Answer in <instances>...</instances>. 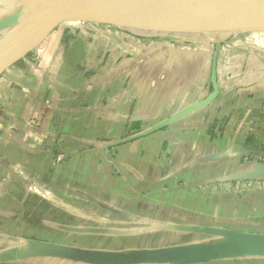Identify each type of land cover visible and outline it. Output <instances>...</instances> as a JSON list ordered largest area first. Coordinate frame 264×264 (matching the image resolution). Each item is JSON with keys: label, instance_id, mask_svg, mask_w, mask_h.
<instances>
[{"label": "crops", "instance_id": "obj_1", "mask_svg": "<svg viewBox=\"0 0 264 264\" xmlns=\"http://www.w3.org/2000/svg\"><path fill=\"white\" fill-rule=\"evenodd\" d=\"M20 9L0 0V20ZM55 33L0 76V158L21 157L10 161L14 170L68 187L73 198L96 209L97 214L73 207L70 226L55 230L63 226L76 241L99 237L103 246L70 248L133 255V264H193L221 249L229 234L264 236V178L245 177L264 166L245 144L248 124L255 116L264 120V24L240 35L188 36L181 47L131 39L127 47L112 37L121 41L118 48L108 35L101 44L94 36ZM243 46L246 58L238 53ZM57 125L58 135L51 132ZM33 141L39 145L34 144L35 163L25 164ZM149 143L161 144L159 156ZM114 145L113 158L99 160ZM46 165L50 169L41 177ZM115 185L121 190L113 196ZM243 185L256 192L237 194L233 187ZM4 198L5 223L31 219L5 204H24L23 197ZM258 204L261 209L253 210ZM6 234L0 231V241ZM16 240L0 252L14 250ZM146 254L161 255L149 260ZM194 264H264V246Z\"/></svg>", "mask_w": 264, "mask_h": 264}, {"label": "water", "instance_id": "obj_2", "mask_svg": "<svg viewBox=\"0 0 264 264\" xmlns=\"http://www.w3.org/2000/svg\"><path fill=\"white\" fill-rule=\"evenodd\" d=\"M21 6L13 18L0 20V32L13 26L15 16L20 19L32 12L43 11L49 18L40 28L21 44L10 43L0 53V75L17 61L33 51L59 23L104 24L116 29L149 28L150 32H161L162 37L174 40L179 34L185 36H229L252 32L264 24V0H9ZM19 19V20H20ZM263 22V23H262ZM16 22V27L18 26ZM0 37H7L11 32ZM14 48L20 50L5 62V57ZM5 62V63H4ZM259 169V170H258ZM246 178H264V166ZM244 177V178H245ZM207 231V230H205ZM226 244L213 254L191 260L201 263L217 258L236 257L253 247L264 246V236L229 234ZM1 239V237H0ZM233 244V246H231ZM85 252L72 248L35 243L27 249L17 248L11 252H0V264L20 260L26 256H54L76 258L83 261L117 260L115 264H133V255ZM161 254H146L144 258H160Z\"/></svg>", "mask_w": 264, "mask_h": 264}, {"label": "rangeland", "instance_id": "obj_3", "mask_svg": "<svg viewBox=\"0 0 264 264\" xmlns=\"http://www.w3.org/2000/svg\"><path fill=\"white\" fill-rule=\"evenodd\" d=\"M33 14L34 12H32L29 15L32 16ZM14 19L15 21L13 23V26H10L4 32L1 31L0 37H3L4 35L8 34L12 29L16 27V22L20 19V17H17L16 15ZM105 29H108L109 31H106ZM53 32H56L55 34H59L61 32L63 36H70L74 33V35H72L74 36V39L80 38L82 40H84L85 37L87 38V37H92V36L97 37L99 39V36H100L99 40L97 38H95V40L97 42H101V44L104 41L103 36L105 35L111 36L109 37L110 41L114 40L112 37H118L120 40L122 39V41L126 43L127 47L129 45H132L128 41L130 39L133 40L135 44H143V45L149 44L150 45L151 43L153 44L155 41H158L161 43L164 42V44H167L173 47H181L182 43L185 42L186 39H189L188 36H185V33L184 34L179 33L176 36L179 38V40H176L177 42H174L173 40H167L164 37H162L161 32H158V31L150 32L149 28H134V29H125V30L123 29L122 30V29H116V28L113 29V27L110 25L93 24V23L87 25V24H82V23H68V22L64 23L63 22V23H59L58 25H56L54 29L51 30L50 34ZM149 33H153L155 35L149 36L148 35ZM78 41H81V40H78ZM114 42H116V40H114ZM116 43L117 44L115 45H117L119 48L121 41H117ZM202 45L203 44H198V47ZM211 46L213 47V45ZM248 52L249 51H247L245 47L244 48L241 47L238 50L239 56L242 55L245 58L246 56L249 55ZM29 54H27L22 59L17 61L11 67L17 66L18 64H20L22 60L26 58ZM4 97H1V98H4ZM260 117H263V116H258V117L255 116L253 122L248 124L247 133H246L247 138L245 140V144H247V147H251V149H253L250 152L249 156H251L255 161L256 160L264 161V120H262ZM58 125L55 126V128L53 129L51 128V132L55 133L56 135H58L59 133L58 128L60 126ZM244 125L245 124H243V126ZM222 126H223V123L219 126L218 132L222 130ZM160 138L167 139V136L164 135V137H158L157 140L155 141L159 142ZM73 141L74 140H72L71 138H68V137L65 138V142L67 144H73ZM34 144L39 146L38 142L36 143L33 141V144H31V147L32 148L34 147V148L30 152L32 154L30 155L28 154V157L24 160L25 164L26 163L30 164L29 161L37 157L36 155L37 146L35 147ZM150 144L151 143H149V146L151 147V149H153V151L157 153V155L159 156V149H160L161 144L158 145V147L155 145V143L151 145ZM51 145H53L52 142H48L46 144V146H51ZM40 146L43 147L41 143H40ZM116 148H117L116 145L110 148L111 151L109 152L108 158L106 156L102 158L101 155H98L99 160L102 159V161L106 162L105 164H107L109 162L108 159H110V156L111 158H113V154H115ZM164 149L165 148H163V150ZM160 150H162V148ZM9 157L11 158V160ZM9 157H6L7 159L0 158V200L2 202L3 201L5 202V198H4L5 195H13L17 197L19 200H21L23 197L24 204H22L20 201L16 199H14L12 203L6 202L5 204L13 206L12 209L14 210V212L20 213L24 211L25 213L31 216V219L29 220L28 219H18L11 223H5L6 222L5 220L0 219V231L8 233L6 234V237H4L2 241H0V249L5 248L7 246V242H9L11 238L18 239L12 243V247L23 248V249H27L28 246H33L35 244V243L33 244L29 242V241H32L31 239H35V241L37 242H45L46 244H49V245L54 243L55 245L62 246L65 248H70V245H76L81 248H85L87 246L90 247L91 245H93V243H94V246L99 243L101 244L100 246H103L104 242H100L99 240H101V238L99 237H97L99 240H93V239L89 240L85 236H82V238L76 241L72 239L73 236L71 237L69 232L61 230L63 226H61L59 230L57 231L55 230V227L58 224L67 223V225H65L64 227L70 226L68 224L70 223L69 216H70V213L73 207L75 209H79L80 211L94 212L97 214L96 209H92V207L88 203H86L85 201H82L79 198H73L74 194L71 192L70 188L68 187H64L63 185L61 187L59 184L53 183V182L47 185L44 181L39 180L38 175H37L38 173H36L35 175H32L29 172H27L29 174L25 173L26 171L22 173L19 170H14L15 168L10 165L11 164L10 161H12V158L15 160H19L21 159V157L12 156V155H9ZM7 161H9V163ZM48 161H51V160H48ZM32 162L34 164L35 160H33ZM19 164L23 165V162ZM19 164L17 165L19 166ZM33 164H31V166ZM49 169H50V166L46 165L45 168L41 169V171L39 172L40 176L43 177L48 172ZM21 183L24 186L19 185ZM233 188L237 194H240V193L246 194V193L256 192L255 190L256 188L250 185H243V186H238V187H233ZM119 190H121L119 186L117 185H115V187L112 186L111 195L113 196L118 195L117 193ZM225 191L226 193L228 192L230 193L231 189L228 188ZM24 205H25V209H24ZM248 205L250 204L248 203ZM254 208L255 209L253 210H258V209H261V206L258 204ZM253 214L256 215L259 213H253ZM58 216L60 217L58 218ZM21 239L23 240V242H21L22 241ZM61 244H64V245H61ZM114 245L118 246V243L117 244L114 243ZM85 252H88V251H85ZM96 253H101V252H96ZM117 254L119 253L112 252V255H117ZM75 260H79V261H75ZM10 264H87V263L81 259H76V258L69 259V258H60V257H54V256H26V257H22L19 262L10 263Z\"/></svg>", "mask_w": 264, "mask_h": 264}, {"label": "bare ground", "instance_id": "obj_4", "mask_svg": "<svg viewBox=\"0 0 264 264\" xmlns=\"http://www.w3.org/2000/svg\"><path fill=\"white\" fill-rule=\"evenodd\" d=\"M49 18V15L43 11L34 13L22 26L16 28L7 37L0 40V53L10 43L21 44L29 40V38L40 28V26ZM20 48H14L12 52L5 57V62L13 57ZM4 62V63H5Z\"/></svg>", "mask_w": 264, "mask_h": 264}, {"label": "trees", "instance_id": "obj_5", "mask_svg": "<svg viewBox=\"0 0 264 264\" xmlns=\"http://www.w3.org/2000/svg\"><path fill=\"white\" fill-rule=\"evenodd\" d=\"M82 24H85V23H82Z\"/></svg>", "mask_w": 264, "mask_h": 264}]
</instances>
